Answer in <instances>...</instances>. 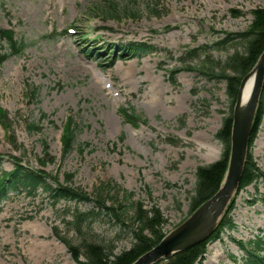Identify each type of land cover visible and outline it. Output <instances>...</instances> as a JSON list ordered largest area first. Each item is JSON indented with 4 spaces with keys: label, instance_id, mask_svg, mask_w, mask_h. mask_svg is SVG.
Masks as SVG:
<instances>
[{
    "label": "rangeland",
    "instance_id": "rangeland-1",
    "mask_svg": "<svg viewBox=\"0 0 264 264\" xmlns=\"http://www.w3.org/2000/svg\"><path fill=\"white\" fill-rule=\"evenodd\" d=\"M111 1L129 10L118 19L102 18L94 7L104 0H0V27L26 42L20 54L0 63V107L9 123L8 129L0 124V173L12 170L16 157L24 167L56 175L60 183L72 173L66 184L89 197L54 201L41 187L33 193L8 190L0 199V264H81L56 232L78 241L70 213L91 208L102 184L111 188L102 196L117 208L119 220L103 212L90 227L114 253L133 242L127 192L145 207L155 203L169 232L190 214L196 167L215 161L224 149L215 134L223 117L232 116L235 100L223 79L188 69L203 56L187 58L185 51L246 30L251 10L264 7V0ZM131 42L149 47L126 58L124 48ZM241 43L235 39L208 53L224 61L242 50ZM87 47L100 55L85 54ZM0 52H8L1 38ZM121 106L144 121L127 122ZM68 117L76 124L75 142L62 155L61 128ZM31 123L38 128L29 129ZM248 150L264 176V114ZM263 192L264 177L235 192L228 216L236 227L207 242L194 264H240L244 252L233 239L264 234Z\"/></svg>",
    "mask_w": 264,
    "mask_h": 264
},
{
    "label": "trees",
    "instance_id": "trees-1",
    "mask_svg": "<svg viewBox=\"0 0 264 264\" xmlns=\"http://www.w3.org/2000/svg\"><path fill=\"white\" fill-rule=\"evenodd\" d=\"M104 3L105 4L103 5L97 4L94 7L96 8L94 12L101 13V15H99L102 18L118 19L122 12L129 10L126 6L122 8L123 11L120 10L117 8L114 1L112 2L111 0H104ZM232 12L235 16L239 14L238 10H233ZM251 14L252 20L246 30L229 32L223 38L214 41L211 45L196 46L185 51L187 58L199 59L203 56L195 68L194 66H188L187 68L191 70L195 69L207 77L223 79L226 83L227 95L231 98V101L236 99L242 78L251 70L259 54L264 49V7H256L252 9ZM0 38L4 40L8 49V52H0V63L3 62L8 55L20 54L26 46L25 40H18L12 29L0 27ZM235 39L241 40L242 50H235L228 54L224 61L216 60L208 53L211 49L224 48ZM131 43L132 44L125 45L127 47V51H129V53L126 54V57H132L134 56V52L149 47L145 44ZM83 50L85 53L89 54L93 51V47L87 49L83 48ZM175 71L176 70H172L171 72ZM170 79L174 81L173 76H170ZM29 92L32 96L35 90L30 88ZM119 113L132 125H136L138 121H144L133 110L131 111L125 107H120ZM263 114L264 81L249 137L248 149L252 144L258 124ZM231 123L232 119L230 112L227 116L223 117L221 126L215 134L216 138L221 141L224 147L220 157L208 164L196 167L194 193L190 197L189 204L190 213L201 202L214 194L222 183L227 167ZM0 124H2L6 129L9 127L6 111L1 107ZM75 127L76 124L70 117H68L63 124L60 135L62 155H64L75 142ZM28 128L31 130L37 129L38 124L31 123ZM79 145L80 144H78V147L81 151L82 148ZM1 157L2 156H0V161ZM13 158L14 168L10 171H3L0 173V199L6 196L8 190H16L19 187H23L24 189H27V192L33 193L38 187H41L50 191V195L54 201L59 200L61 197L63 199L75 201L89 200L85 191L72 188L66 184L72 179V173H66L65 183H60L56 175H51L44 172L42 169L24 167L19 159L16 157ZM47 161L52 162L53 157H49ZM38 162L41 165L45 164L44 158H38ZM263 177V173L255 165V162L252 160L248 150L238 190L253 182H257ZM49 179H51L53 183L48 182ZM104 185L105 184H102L100 192L93 197V205L91 208L81 210L76 207L70 213L71 218L68 223L78 241L74 243L55 231L56 236L66 245L73 259L81 264H130L139 255L157 244L158 241L165 235L163 226L166 219L160 208L155 203H151L149 207H145L141 200L132 199V192H127V197L125 199L129 202L126 207L132 212V221L133 224H135V227L133 226L132 230L133 242L129 248L124 249L119 253H114L113 248L102 244L94 237L90 227L92 221L103 212L105 214L112 215L119 220L117 208L105 204V196H102V193L104 191L108 193L111 188L108 184H106L107 186ZM119 191L120 190H115V193L119 194ZM148 194H150L149 190ZM260 196L264 204V192L261 193ZM121 205V202H119L117 207H121ZM231 208L232 202L229 203L217 228L208 238L174 253L166 260L162 259L153 264H194L196 261L201 259L206 250L205 247L207 242L219 238L220 232H222L223 229H233L236 227L235 223L228 216ZM233 240L244 252L241 257L240 264H264V234L258 233L254 238L246 241L236 239ZM80 256H83L85 260L80 261ZM231 258L236 260V257L232 255Z\"/></svg>",
    "mask_w": 264,
    "mask_h": 264
},
{
    "label": "water",
    "instance_id": "water-1",
    "mask_svg": "<svg viewBox=\"0 0 264 264\" xmlns=\"http://www.w3.org/2000/svg\"><path fill=\"white\" fill-rule=\"evenodd\" d=\"M251 73H254L253 87L248 99L245 103H241V88ZM263 81L264 49L251 70L242 78L237 92L231 116L227 167L221 185L214 194L201 202L180 224L165 233L157 244L139 255L130 264H153L162 259L166 260L174 253L205 240L217 228L239 187Z\"/></svg>",
    "mask_w": 264,
    "mask_h": 264
},
{
    "label": "bare ground",
    "instance_id": "bare-ground-1",
    "mask_svg": "<svg viewBox=\"0 0 264 264\" xmlns=\"http://www.w3.org/2000/svg\"><path fill=\"white\" fill-rule=\"evenodd\" d=\"M253 82H254V73H251L242 85L241 95H240L241 103H245V101L250 96L253 87Z\"/></svg>",
    "mask_w": 264,
    "mask_h": 264
}]
</instances>
